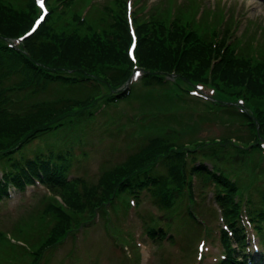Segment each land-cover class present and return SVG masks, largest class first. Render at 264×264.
I'll use <instances>...</instances> for the list:
<instances>
[{
    "label": "rangeland",
    "instance_id": "obj_1",
    "mask_svg": "<svg viewBox=\"0 0 264 264\" xmlns=\"http://www.w3.org/2000/svg\"><path fill=\"white\" fill-rule=\"evenodd\" d=\"M45 2L49 13L42 28L49 24V35L44 36V42H50L53 34L71 33L77 37L95 36L96 43H103L113 24L118 23L122 31L112 38L115 46H120L126 54L129 40L126 43L125 39L129 36L131 40V31L138 29L142 21L157 19L168 26L178 18L198 33L207 34L206 30L209 34L217 33L212 38L216 35L217 41L225 38L237 56L250 58L251 65L263 64L264 68V0ZM28 3L29 0H0V27L3 13L8 12L11 17L17 14L18 18L27 14L19 24L25 33L39 13L34 3L31 6ZM135 35L137 57L141 48L136 32ZM52 41L56 42L55 36ZM118 66L124 67L126 62L110 61L105 71L110 76L111 70ZM104 79L102 74L96 75L98 87L91 85L87 90L75 91L73 95L78 97L94 90L97 100L83 106L81 111L72 109L60 114L59 120L48 125L41 138H35L33 148L57 143L72 150L76 156L74 172L85 187H90L96 186L103 171L121 164L155 139L165 145L170 142L174 145L172 150H179L176 157L186 154L185 167H170L160 160L161 153L145 162L149 169L166 178V206H158L157 201L142 191L135 205L130 195L123 193L93 213L85 209L75 211L64 206L60 190H48L40 185L29 187L22 193H12L10 199L0 203V264H222L227 248L234 247V240L226 239L222 206L212 200V182L203 184L189 169L194 166V163L190 165L194 157L200 160V155L208 152L204 164L210 168L217 166L235 182L239 188L236 201L245 212L244 219L255 220L251 226L245 221L243 234L247 241L259 240L264 246V223L257 220L264 204V154L255 148L256 144L251 146L253 133L258 129L257 120L262 125L260 130H264V99H245L237 94L240 90L236 85L226 87L224 82H206L202 84L206 94L218 97L216 112L215 106L202 99L198 91L196 95L187 94L172 84L145 86L139 75L121 84L122 88L133 90V95L117 101L116 96L112 98L115 88ZM180 84L183 88L188 85ZM188 91L193 93L191 88ZM68 94L70 91H65L63 86L52 85L36 94V99ZM240 107L245 113L240 114ZM260 146L264 147V140ZM33 148L29 145L19 154L33 156ZM195 167L203 164L197 162ZM82 188V185L76 187L81 202L85 201ZM50 207L63 208L70 217L68 226L73 228L58 244L49 243L48 239L56 223V217L54 220L48 213ZM190 213L195 216L191 217ZM154 225L167 233L163 240L147 236V227ZM11 239L23 240L30 248L8 242ZM198 244H203V248L199 250Z\"/></svg>",
    "mask_w": 264,
    "mask_h": 264
},
{
    "label": "trees",
    "instance_id": "obj_2",
    "mask_svg": "<svg viewBox=\"0 0 264 264\" xmlns=\"http://www.w3.org/2000/svg\"><path fill=\"white\" fill-rule=\"evenodd\" d=\"M28 4L31 6L33 1L29 0ZM16 15L11 17L7 12L1 17L3 24L0 27V159L7 156V151L14 146L25 141L28 143L34 137L39 138L41 134L47 132L48 125L59 120L60 114L72 109L81 111L83 106L95 103L97 96L94 90L90 89L78 97L73 94L79 89L87 90L86 88L91 85L98 87L95 84L96 75L102 74L105 82L115 88L116 94L112 98L131 97L133 90L127 94L128 90L121 89V84L127 81L134 66H139L143 70L144 85L164 86L169 81L183 82L189 86L193 82L215 84V81H220L224 82L226 87L236 85L240 90L237 94L245 99L246 97L264 99L263 64L251 65L249 61L252 60L237 56L236 50L225 42V38L217 41L215 39L217 35L212 38L217 33L209 34L207 30L208 35L198 33L176 17V21H171L168 26L157 19L150 21V24L141 22L137 29L139 34H143L139 35L138 44L141 50L137 56V64H133L120 46L116 47L114 44L112 35L122 31L118 23L113 24L103 43H96L98 40H95V36L77 37L71 33L63 36L53 34L50 42H44V36L49 35L47 24L35 35L25 39L24 47L27 51L24 53L20 50L23 48H20L19 44L13 46L4 40L16 37L23 30L19 28V24L27 14L25 16L20 14L22 19ZM53 36L56 42L52 41ZM128 40L129 36L125 42ZM103 45L108 48H103ZM41 47L44 48L39 49ZM44 52L45 55L42 56ZM115 59L125 61L126 66L114 67L115 70H111L109 76L105 70L109 69V62ZM171 74L174 77L168 79ZM52 85L63 86L70 94L46 100L36 99V94L47 91ZM176 88L182 92L187 91L181 85H177ZM180 98L179 95L178 99ZM257 124L258 129L254 131L255 142L264 139V130H260L262 125L259 121ZM157 145L158 150L155 149ZM166 145L155 139L150 145L129 155L121 164L103 171L96 186L85 187L81 179L70 177L72 156H67V152L65 154L60 147L49 150L50 158L47 159V164L53 166L28 162L26 166L18 167L22 168L18 174L13 172L9 174H14L13 182L17 189L38 180L51 189L60 190L65 203L75 211L83 209L93 211L94 208L111 200L127 184L145 186L153 184L152 195L155 194L154 197L158 199L160 206H165L167 197L161 193L166 184L165 178L151 168L145 170L149 166L145 162L160 153H164L162 156L164 160L169 159L167 155L170 151ZM182 159L183 156L173 160L172 167H177ZM141 162L145 164L139 165ZM195 171L203 182L210 180L214 183L217 187L216 197L227 207L226 210L236 207L235 203L229 200L233 196L234 185L227 181L223 172L220 175L219 171L217 173L205 167L197 168ZM81 185L85 198L83 202L80 201L81 196L76 190V187ZM7 188V185L0 188V200L3 199L2 196L7 195ZM225 189L228 193L223 194ZM49 210L48 213L59 220L56 225L58 233L50 235L52 237L50 241L53 242L63 234L69 217L59 207H50ZM234 218L235 211L227 216L230 222H234Z\"/></svg>",
    "mask_w": 264,
    "mask_h": 264
},
{
    "label": "snow or ice",
    "instance_id": "obj_3",
    "mask_svg": "<svg viewBox=\"0 0 264 264\" xmlns=\"http://www.w3.org/2000/svg\"><path fill=\"white\" fill-rule=\"evenodd\" d=\"M41 19H43V17H41ZM35 27L33 28V31H35ZM29 35H31V33H29ZM24 37H21V39H23Z\"/></svg>",
    "mask_w": 264,
    "mask_h": 264
}]
</instances>
